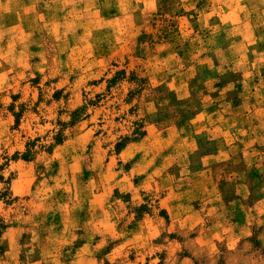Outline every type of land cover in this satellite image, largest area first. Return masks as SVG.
Instances as JSON below:
<instances>
[{
    "label": "clouds",
    "instance_id": "9594fccd",
    "mask_svg": "<svg viewBox=\"0 0 264 264\" xmlns=\"http://www.w3.org/2000/svg\"><path fill=\"white\" fill-rule=\"evenodd\" d=\"M0 264H264V0H0Z\"/></svg>",
    "mask_w": 264,
    "mask_h": 264
}]
</instances>
